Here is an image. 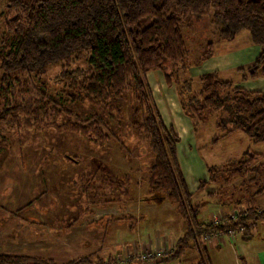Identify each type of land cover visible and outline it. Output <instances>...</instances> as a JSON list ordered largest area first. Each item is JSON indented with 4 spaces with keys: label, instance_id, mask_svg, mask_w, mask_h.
I'll return each mask as SVG.
<instances>
[{
    "label": "rangeland",
    "instance_id": "374dc122",
    "mask_svg": "<svg viewBox=\"0 0 264 264\" xmlns=\"http://www.w3.org/2000/svg\"><path fill=\"white\" fill-rule=\"evenodd\" d=\"M9 2L0 0V37L5 28L2 15ZM182 31L188 48L185 62L148 71L144 79L160 118L171 124L180 137L179 168L193 193L192 202L203 203L198 218L204 222L214 217L223 221L227 213L238 209L239 202L246 207L245 200L255 189L247 180L254 173L241 178L222 168L216 172V182L201 190L199 180L207 179L210 166L222 167L231 159L246 160L241 157L246 148L263 156L253 165H264V143L253 144L239 131L211 143L212 136L221 134L217 114L187 116L180 106V93L190 81L188 93L194 94L200 87L198 76L209 71H217L220 79L229 80L233 86L264 91V77L251 79L243 70L264 50V44L253 43L247 29L231 40L221 39L208 19L198 20ZM207 41L213 42V51L201 62L200 54ZM77 63L71 67L83 65V61ZM61 68L62 63L53 64L44 75H29L45 92V99L62 110L59 115H50L40 126L0 124V138L5 141L0 154V252L66 263L94 252L103 257L140 253L144 246L177 238L184 231V221L174 210L175 204L166 199L145 200L153 155L134 128L140 109L133 92L127 89L122 97L104 106H93L82 96L73 98L64 92L66 86L57 78ZM96 113L105 135L98 142L66 127L67 122L83 121ZM260 172L264 173V169ZM122 174L130 177L126 197L124 188L116 186ZM106 178L109 181L105 188H97ZM81 188L85 193L80 192ZM116 198L119 201L113 202ZM253 202L264 207V193ZM234 233L225 231L227 242L221 243L224 251H215L218 249L214 244L212 250L209 248L214 260L226 255V263L235 264L231 252L234 249L237 253L243 240ZM245 241L254 247L264 246V221L255 224L253 236ZM188 254L166 262L189 264L185 261ZM236 261L243 264L241 257Z\"/></svg>",
    "mask_w": 264,
    "mask_h": 264
},
{
    "label": "trees",
    "instance_id": "16d2710c",
    "mask_svg": "<svg viewBox=\"0 0 264 264\" xmlns=\"http://www.w3.org/2000/svg\"><path fill=\"white\" fill-rule=\"evenodd\" d=\"M7 5L0 37V124L40 126L50 115L61 113L29 77L44 75L50 65L58 63H62L58 81L73 98L82 96L90 105L104 106L130 89L138 100L140 115L134 128L153 155L145 200L174 203L184 221V231L176 238L172 254L145 264L178 259L192 251L196 264H210L203 235L213 237L231 230L243 241L252 237L254 225L264 221V207L253 202L264 193V173L260 172L264 165H253L263 156L246 148L241 155L246 160L231 159L222 167L207 168L208 177L199 180L198 190L216 182V172L222 168L241 178L253 172L247 182L255 189L243 210L227 213L222 222L201 221L198 213L203 203L192 202L193 193L179 168L180 137L152 105L144 75L166 64L184 63L188 48L182 28L201 19H208L221 39L231 40L247 29L253 43L264 44V0H10ZM212 45V41L204 44L201 62L212 54ZM82 61V66L71 67ZM243 70L251 79L264 77V50ZM166 77L170 80L171 76ZM197 80L200 87L194 94L188 93L191 82H186L180 106L189 117L217 114L221 134L212 136L211 143L234 131L242 132L253 144L264 143V91L233 86L220 79L217 71L203 72ZM66 125L94 142L105 138L97 113ZM4 144L0 138V154ZM108 181L104 179L97 188L104 189ZM116 182L126 197L129 175L122 174ZM81 191L85 193L83 188ZM116 259L117 255L103 257L94 252L57 263L52 258L0 253V264H117Z\"/></svg>",
    "mask_w": 264,
    "mask_h": 264
},
{
    "label": "crops",
    "instance_id": "0c3cea01",
    "mask_svg": "<svg viewBox=\"0 0 264 264\" xmlns=\"http://www.w3.org/2000/svg\"><path fill=\"white\" fill-rule=\"evenodd\" d=\"M243 207L244 206L242 204H239L238 205V209H236L232 213L233 214L236 213L237 210H239V211L240 210H243ZM233 209H235V208H233ZM254 227H255V225H254ZM252 232H253V230H252ZM167 233H169V232H167ZM177 234H178V231H177L176 235ZM252 236H253V233H252ZM175 238L174 239H171V240H168V241H165L163 244H158V243L155 242V243H153L154 244L153 246L152 245L144 246V249L143 250H154V249L168 248V247L173 248V244H174V242L176 240ZM223 238L224 239L221 238V240H217V239L213 238L212 240L209 241L210 242L209 244L207 243L208 245H207L206 248L209 251L210 264H217V262H221L222 264H227L226 263V255H221L216 260H214V258L212 257V255H210L211 254L210 252L212 250V245L213 244H214L213 247H217V249H218V250H215V251L220 252V251L223 250V248L221 247V243L222 242L223 243H226L227 242V239H226V236L225 235L223 236ZM215 241H216V243H215ZM239 245L240 246H237V247H239L237 253H235L233 247L230 246L233 249V253L234 254L231 252V256H232V260H234V263L235 264H237V261L236 260L238 258H240V257L242 259V263L243 264H264V246H258V247L251 246L250 245V241L249 242H246V241L240 242ZM210 247H211V250H209ZM0 253H3V252H0ZM231 256H230V260H231ZM185 261H188L189 264H196L197 263V256H196V254L194 252H189V254L187 255V257L185 258ZM214 261H216V262L214 263ZM157 262H155V263H157V264H167L166 261H157Z\"/></svg>",
    "mask_w": 264,
    "mask_h": 264
},
{
    "label": "built area",
    "instance_id": "2783aa9c",
    "mask_svg": "<svg viewBox=\"0 0 264 264\" xmlns=\"http://www.w3.org/2000/svg\"><path fill=\"white\" fill-rule=\"evenodd\" d=\"M222 221V219H220ZM219 220V218L214 217V219H212V222H221ZM228 233L232 232L231 230H227ZM235 234V233H234ZM222 235H216V236H209V235H203L202 236V240L205 241H210L213 238L217 239V240H221ZM234 241V240H233ZM173 252V248L168 247V248H160V249H154V250H142L140 251V253H130L128 252L127 254L125 253L124 255H118L117 256V264H127L130 263L131 261H135L138 264H145L148 261H152V260H157L158 258H163V257H168L169 255H171Z\"/></svg>",
    "mask_w": 264,
    "mask_h": 264
}]
</instances>
